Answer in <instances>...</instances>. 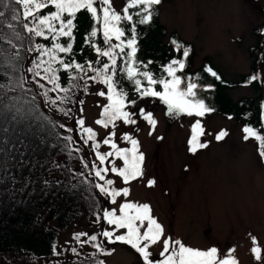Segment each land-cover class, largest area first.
Returning a JSON list of instances; mask_svg holds the SVG:
<instances>
[{"label":"rangeland","instance_id":"374dc122","mask_svg":"<svg viewBox=\"0 0 264 264\" xmlns=\"http://www.w3.org/2000/svg\"><path fill=\"white\" fill-rule=\"evenodd\" d=\"M112 2L117 11L125 6V0ZM160 18L169 32L178 31L182 38L194 44V68L210 60L228 79L236 80L256 65L264 80V35L261 34L264 0H167L161 5ZM259 41L255 61L251 47ZM262 83L261 94L264 95ZM90 85L83 111L80 110L76 117L70 116L68 125L78 132L76 120L83 118L85 126L92 127L98 133L97 140L102 142L112 128L105 129L95 123L108 102L96 93L106 91V87L94 81ZM119 86L124 89L121 82ZM124 91L129 100L137 102L136 106L127 109L134 113L137 124L125 125L117 121L115 142L120 147H131L121 139L124 133L140 141V151L145 156V175L129 185H124L111 172L107 178L115 180L117 188H130L128 201L149 204L166 235L194 248L216 246L222 256L234 248L232 255L239 264H264V157L259 154V142L254 137L245 140L244 126L223 114L169 117L166 106L159 99L140 98L138 94ZM228 94L238 100L244 96L256 97L259 92L249 86H239ZM140 108L151 112L157 120L151 135V126L138 114ZM196 119L201 120L205 131L200 141L208 143V147L193 154L188 142ZM221 131L228 134L218 141L215 136ZM85 148L89 158L99 162L91 142ZM110 150L108 145L101 143V152ZM116 165L122 167V161L117 160ZM150 179L156 181L151 188L147 187ZM124 200L120 197L113 205L106 198L105 210L116 208L119 214V204ZM112 227L104 220L98 223L83 220L63 233L59 253L68 256L73 249L74 252L87 251L91 248L85 242L89 236L112 230ZM207 230L210 232L206 233ZM80 233L87 235L75 239ZM252 237L261 248V261H257L251 251L254 247ZM102 241L106 251H111L110 255H105V264H143L142 258L129 245L110 244L104 237ZM71 244H74L73 248ZM65 247L67 251H64ZM160 250L158 246L150 249L153 259L159 258ZM0 264H11V256H0Z\"/></svg>","mask_w":264,"mask_h":264},{"label":"trees","instance_id":"16d2710c","mask_svg":"<svg viewBox=\"0 0 264 264\" xmlns=\"http://www.w3.org/2000/svg\"><path fill=\"white\" fill-rule=\"evenodd\" d=\"M165 1L167 0H162V3ZM162 3L156 6L158 14L154 15L150 24L137 25L139 49L136 53L137 60L147 63V70L151 71L154 77L166 75L163 73V66L174 58H182L183 50L178 53L171 44L173 39L177 40L191 49L187 66L178 75L194 77V82L200 85L197 89V98L203 99L214 109L211 113L223 114L244 127L251 126L264 134V95L261 94L263 83L256 65L251 72L236 80L228 79L210 60L194 68L195 46L182 38L178 31L169 32L162 23L160 18ZM14 9L22 12V8L11 0L0 2V12L4 13L0 16V84L4 85H9L21 74L31 80L27 68L31 66V61L38 53L29 52L28 49L34 47L36 43L50 46V41L33 37L24 29L23 25L29 21L24 20L22 16L19 20L12 19L13 15L17 14ZM50 10L53 9L45 11ZM135 19L138 18L134 17ZM75 23L77 24L73 46L75 60L85 63L99 59L101 63L95 64L96 67L108 62L106 57H98L85 43V36L93 26L89 15L82 11ZM122 26L126 31L131 27L130 24ZM130 35L131 33L127 32V36ZM66 40L67 38H62L61 42L65 43ZM95 42L102 48L107 47L103 43L102 34H98ZM113 43L118 42L113 40ZM259 47L260 41L251 47L255 61ZM149 61L151 63H148ZM117 63L118 87L121 82L124 89L137 94L132 83L124 78L121 72L124 66L123 57L119 58ZM206 66L211 67L220 79L217 80L204 72ZM197 74L199 78L195 79ZM253 74H259L261 80L249 82V77ZM60 75L62 85L69 86L67 74L61 72ZM88 75L94 73L90 72ZM91 82L88 81V88L85 90L84 81H79L81 87L74 88L69 93L70 101L59 104V107L68 111L67 115L56 107L46 106L44 98L40 95H36L33 104H25L24 100L31 99L33 94L40 91L34 84L26 85L32 88L31 93H24L20 89L16 91L0 89V93L6 92V95L0 96V256H11V264H99L100 260H105V255L93 246L95 242H88L91 248L84 252L73 251L68 256L59 253L63 233L79 225L83 220L100 222L103 220L102 212L106 206V197L94 187L95 183L102 182L94 175H89L93 162L89 158V152L81 144L74 128L68 125V118L76 117L83 108ZM208 85H211V88H208ZM239 86L252 87L259 94L256 97L244 96L234 100L228 92ZM156 87L157 90H161L159 85ZM50 95L55 97L57 94ZM81 101L83 103H80ZM17 108L22 109L19 114L16 112ZM60 125L65 127L62 128ZM66 128H72L74 131L69 133ZM69 135L73 136L77 143L69 145L64 139ZM76 147L84 150L80 153L72 151L70 154V149ZM85 160L89 164L88 169L83 166ZM100 233H95L98 236L96 243L103 244ZM70 247L73 248L74 244ZM64 251H67V247Z\"/></svg>","mask_w":264,"mask_h":264},{"label":"snow or ice","instance_id":"6c2138e0","mask_svg":"<svg viewBox=\"0 0 264 264\" xmlns=\"http://www.w3.org/2000/svg\"><path fill=\"white\" fill-rule=\"evenodd\" d=\"M11 2L22 8V12L19 9H14L17 14L13 15L12 19L19 20L22 16L24 20L29 21L23 25L24 29L33 37L50 41V46L36 43L34 47L28 49L29 52L38 53L36 58L31 61V66L27 68V72L31 74V80L21 74L9 85L0 84V89H7L8 91L20 89L24 93H31L32 88L26 87V85L34 84L40 91L33 94L31 99L24 100L25 104H33L36 101V95H40L44 98L46 106L56 107L60 112L67 115L68 111L59 107V104L70 101L69 93L74 88L81 87L79 81H84L83 88L85 90L88 88L89 80L106 87V91L99 90L96 93L100 97H105L108 102L103 106L101 118L97 119L95 123L105 129L111 126L112 131L101 142L97 140L98 133L92 127L85 126L83 118L76 120L77 135L80 141L85 147L91 142L96 160L99 161V164L93 161L89 171V175H94L98 181L102 182L95 183L94 187L104 197L109 198L113 205L117 204L118 198H125L124 202L119 204V214H117L116 208L102 212L103 220L113 227L112 230L102 231L100 235L110 244L129 245L142 258L143 264H239L232 255L235 251L234 248L228 249L227 253L222 256L220 249L216 246L207 249L194 248L186 245L180 239L166 235L164 226L153 216V210L149 204L128 201L126 198L131 194L130 188H117L114 186L116 181L107 178L108 173L111 172L120 178L124 185H129L132 181L140 180L145 175L143 167L145 156L140 151V141L131 134L124 133L121 139L130 144L131 147H120L115 142L117 121H122L125 125L137 124V120L133 119L134 113L127 110L130 106H136L137 102L128 99V93L123 88L118 87L116 80L119 58L123 57L124 66L121 68L123 77L132 83L139 97L159 99L166 106V114L169 117L180 115L204 117L207 113L214 111L203 99L197 98V89L200 85L194 82V77L192 75L187 77L178 75L187 66V59L191 52L189 47L173 39L171 44L175 51L179 53L183 50L182 58H174L163 66V73L166 75L159 77H154V74L147 70L148 64L136 58V53L139 50L137 25L150 24L154 15L158 14L156 6L160 5L162 0H126L121 11L116 10L112 0H11ZM48 9L53 10L45 11ZM82 11L86 12L93 22L91 30L85 36V43L95 51L98 57H106L108 61L102 63L100 67L95 66V64L101 63L99 59L95 62L89 60L85 63L75 60L73 53L76 40L74 30L77 29L75 21ZM42 12L44 14H41ZM3 15L4 13L0 12V16ZM134 17L138 19L134 20ZM122 24H130L131 27L126 31ZM127 32L131 33L130 37L127 36ZM98 34H102L106 48L100 47L95 42ZM261 34L264 35V30H261ZM62 38H67L65 43L61 42ZM113 40L118 43H113ZM69 56L71 59H66ZM17 58H19V53H17ZM203 71L217 80L220 79L211 67L206 66ZM61 72L67 74L66 78L69 84L67 87L61 83ZM90 72L94 75H88ZM198 78L199 74L196 75L195 79ZM257 80H261L259 74H253L249 77V82ZM157 85L160 86L161 90H157ZM208 88H211V85H208ZM50 93L57 95L53 97ZM60 93L63 95H59ZM2 95H6V92L0 93V96ZM21 111V108L16 109L17 114ZM138 114L151 126L149 132L151 135L156 129L157 120L151 112H146L143 108L139 109ZM60 127L65 126L60 125ZM66 131L71 133L74 130L66 128ZM243 132L245 133V140L254 137L259 142V154L264 157V134L251 126H245ZM204 134L201 120L196 119L192 125V136L188 142L191 153L195 154L199 149L208 147V143L200 141V137ZM227 134L226 131H221L215 136V139L222 140ZM64 139L69 142V145L77 143L71 135L64 137ZM158 139H163V137H158ZM101 143L108 145L111 150L101 152ZM83 150L81 147L72 148L70 154L72 151L80 153ZM81 159L83 160V157ZM117 160L122 161V167H117ZM83 166L85 169L89 168L86 160ZM155 184L156 181L150 179L147 182V187L151 188ZM99 219L100 214L98 213L97 221ZM122 229L125 231L118 235L117 232ZM84 235L87 234H77L75 239L80 240L81 236ZM96 241H98V236L91 235L85 242ZM252 242L254 247L251 251L255 259L261 261V248L255 237H252ZM93 246L104 255L111 254V251H106L102 243H94ZM154 246L161 249L157 259L152 258L153 252L150 251ZM99 264H105V262L100 260Z\"/></svg>","mask_w":264,"mask_h":264},{"label":"water","instance_id":"95a60500","mask_svg":"<svg viewBox=\"0 0 264 264\" xmlns=\"http://www.w3.org/2000/svg\"><path fill=\"white\" fill-rule=\"evenodd\" d=\"M209 232H210V230H207V231H206V233H209Z\"/></svg>","mask_w":264,"mask_h":264}]
</instances>
